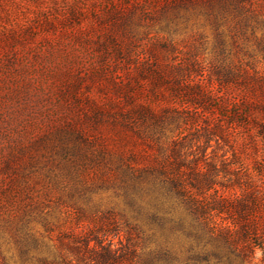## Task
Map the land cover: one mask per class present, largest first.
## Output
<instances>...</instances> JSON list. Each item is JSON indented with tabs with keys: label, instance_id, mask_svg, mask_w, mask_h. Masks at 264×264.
Here are the masks:
<instances>
[{
	"label": "rangeland",
	"instance_id": "rangeland-1",
	"mask_svg": "<svg viewBox=\"0 0 264 264\" xmlns=\"http://www.w3.org/2000/svg\"><path fill=\"white\" fill-rule=\"evenodd\" d=\"M248 101L264 103V0H0V264H205L209 236L148 207L160 148L259 200V240L224 251L264 264Z\"/></svg>",
	"mask_w": 264,
	"mask_h": 264
},
{
	"label": "trees",
	"instance_id": "trees-1",
	"mask_svg": "<svg viewBox=\"0 0 264 264\" xmlns=\"http://www.w3.org/2000/svg\"><path fill=\"white\" fill-rule=\"evenodd\" d=\"M254 102L248 101L247 107L259 106L264 110V103ZM261 128L264 135V127ZM179 140L174 141L171 153L181 156L182 145ZM160 150L161 156L154 157V163L150 165V175L155 179L154 187L157 183L163 190L148 206L153 210V216L163 225L169 224L175 231L183 233L200 231L207 234L213 245L211 248L204 245L205 264H239L228 258L226 260L224 250H233L240 258L246 249L254 247L252 244L255 243V239L259 240L260 217L256 215L259 211L257 207L260 204L259 200L256 197L252 199L251 195L243 199V195L239 196L236 191L229 192L228 195L225 192L221 193L216 187L217 182L212 176L211 168L210 171L203 172L198 163L192 167H188L182 159L175 163L169 157H165L162 148ZM248 198L251 201H248ZM234 203H237L236 206ZM234 210L238 216L236 219L228 221L223 217ZM183 214L191 218L187 226L185 219L182 218ZM60 256L64 262V256Z\"/></svg>",
	"mask_w": 264,
	"mask_h": 264
}]
</instances>
